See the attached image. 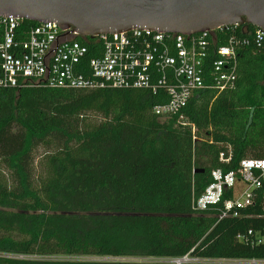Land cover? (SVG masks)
I'll list each match as a JSON object with an SVG mask.
<instances>
[{
    "label": "trees",
    "instance_id": "obj_1",
    "mask_svg": "<svg viewBox=\"0 0 264 264\" xmlns=\"http://www.w3.org/2000/svg\"><path fill=\"white\" fill-rule=\"evenodd\" d=\"M78 40L87 58L100 54L92 37ZM165 99L161 89L0 88V264H264L261 198L239 216L193 207L213 170L264 158V45L237 47L233 86L196 91L172 117L154 112Z\"/></svg>",
    "mask_w": 264,
    "mask_h": 264
},
{
    "label": "built area",
    "instance_id": "obj_2",
    "mask_svg": "<svg viewBox=\"0 0 264 264\" xmlns=\"http://www.w3.org/2000/svg\"><path fill=\"white\" fill-rule=\"evenodd\" d=\"M247 30L248 25L239 23L191 35L135 27L92 37L101 50L98 56L87 58L89 48L78 40L73 28L62 29L53 21L32 25L24 18L1 16L0 88L47 85L161 89L166 99L154 106V112L172 117L183 110L196 91L210 87L221 92L233 86L237 47L264 45V29L256 27L251 37L239 34ZM207 74L210 83L206 82ZM221 160L229 158L221 153ZM212 178L193 200L194 209L221 204L223 218L239 216L241 209L258 198L264 204V158H243L236 170L215 169ZM243 237L238 235L239 239Z\"/></svg>",
    "mask_w": 264,
    "mask_h": 264
},
{
    "label": "water",
    "instance_id": "obj_3",
    "mask_svg": "<svg viewBox=\"0 0 264 264\" xmlns=\"http://www.w3.org/2000/svg\"><path fill=\"white\" fill-rule=\"evenodd\" d=\"M1 16L53 21L81 37L135 27L191 35L235 23L264 29V0H0Z\"/></svg>",
    "mask_w": 264,
    "mask_h": 264
},
{
    "label": "rangeland",
    "instance_id": "obj_4",
    "mask_svg": "<svg viewBox=\"0 0 264 264\" xmlns=\"http://www.w3.org/2000/svg\"><path fill=\"white\" fill-rule=\"evenodd\" d=\"M92 117V116H91ZM42 150H40L37 155H40ZM49 258H72V259H79V258H85V259H102V260H154L155 258H133V257H126V258H112V257H96V256H50ZM184 261H211V262H227V263H232V262H239L240 260H234V259H207V260H200V259H193L189 257H184ZM176 261V260H175ZM177 262V261H176Z\"/></svg>",
    "mask_w": 264,
    "mask_h": 264
}]
</instances>
